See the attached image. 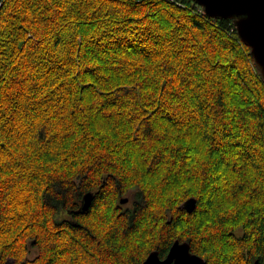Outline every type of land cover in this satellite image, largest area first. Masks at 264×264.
Wrapping results in <instances>:
<instances>
[{
  "label": "trees",
  "instance_id": "16d2710c",
  "mask_svg": "<svg viewBox=\"0 0 264 264\" xmlns=\"http://www.w3.org/2000/svg\"><path fill=\"white\" fill-rule=\"evenodd\" d=\"M177 239L264 264V81L233 20L2 0L0 264H142Z\"/></svg>",
  "mask_w": 264,
  "mask_h": 264
},
{
  "label": "water",
  "instance_id": "95a60500",
  "mask_svg": "<svg viewBox=\"0 0 264 264\" xmlns=\"http://www.w3.org/2000/svg\"><path fill=\"white\" fill-rule=\"evenodd\" d=\"M201 5L206 13L215 18L233 20L240 39L250 47L251 54L259 66L264 81V0H194ZM2 0H0V5ZM95 195L92 191L87 192L83 197L80 212L85 213L90 209ZM123 203L128 198L121 200ZM182 207L193 212L197 207V198L190 197ZM177 249H184L190 257V264H206L203 257L191 251L190 243L187 241L175 240L167 256L162 258L159 250L155 249L142 264H175L174 252ZM258 264V260L256 261Z\"/></svg>",
  "mask_w": 264,
  "mask_h": 264
},
{
  "label": "snow or ice",
  "instance_id": "6c2138e0",
  "mask_svg": "<svg viewBox=\"0 0 264 264\" xmlns=\"http://www.w3.org/2000/svg\"><path fill=\"white\" fill-rule=\"evenodd\" d=\"M186 255V252L184 249H177L174 252V256L177 258L176 259V264H181L182 258Z\"/></svg>",
  "mask_w": 264,
  "mask_h": 264
},
{
  "label": "clouds",
  "instance_id": "9594fccd",
  "mask_svg": "<svg viewBox=\"0 0 264 264\" xmlns=\"http://www.w3.org/2000/svg\"><path fill=\"white\" fill-rule=\"evenodd\" d=\"M176 257L174 256V260H175V264H176ZM190 257H188L187 255H185L183 258H182V261H181V264H190Z\"/></svg>",
  "mask_w": 264,
  "mask_h": 264
}]
</instances>
